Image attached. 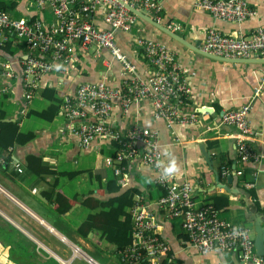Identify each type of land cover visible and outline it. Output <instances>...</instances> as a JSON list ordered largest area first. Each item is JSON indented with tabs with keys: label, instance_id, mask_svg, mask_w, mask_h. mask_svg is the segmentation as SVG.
Wrapping results in <instances>:
<instances>
[{
	"label": "crops",
	"instance_id": "crops-1",
	"mask_svg": "<svg viewBox=\"0 0 264 264\" xmlns=\"http://www.w3.org/2000/svg\"><path fill=\"white\" fill-rule=\"evenodd\" d=\"M157 2L162 7L159 23L166 28L170 23L180 24L182 30L174 33L191 47L142 19L132 33H117L118 45L138 74L147 78L154 69L134 40L142 35L168 44L184 67L192 88L186 108L198 113V122L177 125L172 133L163 120L153 116L151 103L141 102L133 104L127 114L116 106L110 125L122 131L134 126L158 131L165 170L175 161L177 170L172 175L178 183L194 186L197 208L213 205L219 219L248 228L256 254L264 264V255L256 249L259 238H263L264 247V89L253 99L259 79L264 76V61L255 55L236 59L249 61L227 63L196 51L201 50L211 29L234 38H247L256 29H264V0H248L256 14L242 23L216 19L198 9L197 0ZM35 3L36 0H0V6L15 19L33 21L42 17L51 23V12L40 13ZM92 21L102 29L108 28L103 11L94 13ZM27 54L19 39L0 48V59L11 63L19 76L11 81L12 94L0 100V264H90V259L99 264H123L119 252L131 245L132 237L130 245L121 248L101 231L86 233L79 229L91 216L103 211L86 206L84 201L107 203L131 189L138 190L137 195L156 215L159 234L167 241L174 264H243L235 252L200 254L186 244L182 219L172 217L158 204L161 191L154 183L156 173L152 168L139 161L128 164L126 182L120 185L114 168L106 163L107 158L115 156L116 146L95 142L84 149L70 132V126L78 122L71 123L60 113L66 95L87 82L105 81L115 87L122 82L125 71L109 51L102 49L98 53L96 46L78 51L76 62L67 71L57 70L42 79L43 88L30 104L25 101L21 80ZM250 102L249 118L255 133L250 142L259 159L244 162L238 155V131L223 125L221 116ZM36 112L52 118L36 116ZM2 123H18L20 143L12 142ZM29 134L34 135L30 141ZM113 182L121 187L119 193H109ZM125 211L131 216L133 232L131 207ZM120 221L124 222L125 216ZM76 249L78 254H74Z\"/></svg>",
	"mask_w": 264,
	"mask_h": 264
},
{
	"label": "built area",
	"instance_id": "built-area-1",
	"mask_svg": "<svg viewBox=\"0 0 264 264\" xmlns=\"http://www.w3.org/2000/svg\"><path fill=\"white\" fill-rule=\"evenodd\" d=\"M145 12L156 22L162 20V7L157 0H122ZM198 9L216 19L242 23L256 13L248 0H197ZM40 13L49 10L53 21L47 23L42 17L33 21L18 20L0 6V48L11 40L19 39L28 54L23 60L24 97L30 104L43 88L42 79L57 70L67 71L76 62L78 51H88L91 46L109 51L113 60L119 62L125 75L120 86L105 81L81 84L73 94L66 95L60 113L72 124L70 132L79 139L82 148L88 149L95 142L116 146L113 158H107L108 167L114 168L119 184L124 185L127 166L135 161L152 168L156 173L155 185L160 189L158 204L172 217L181 218L186 244L200 254L211 251L235 252L243 264H262L256 254L251 231L246 227L230 224L218 218L213 205L196 207L195 188L189 182L178 183L172 174H166L163 165L159 133L156 130L134 126L130 131L115 129L110 117L116 106L127 114L135 103L149 102L153 116L163 120L174 132L177 125L190 126L198 122V113L188 111L192 88L179 62L176 52L166 43L137 36L135 46L141 49L153 67L147 78L140 76L136 66L122 52L117 33H132L139 17L118 0H36ZM103 11L102 29L94 24L92 15ZM172 32L182 30L180 24L170 23ZM201 50L228 59H248L255 55L264 59V29L247 38H234L211 29ZM11 63L0 59V100L13 92L12 80L18 79ZM264 89V76L259 79L253 99ZM251 102L238 110L225 111L221 123L238 131L237 148L242 161L254 158L251 139L254 131L250 123ZM133 219L132 243L119 252L123 264H174L169 245L158 231L156 215L148 209L141 195L134 197L131 207ZM78 254V250H74ZM90 264H99L88 260ZM61 264H65L60 261Z\"/></svg>",
	"mask_w": 264,
	"mask_h": 264
},
{
	"label": "trees",
	"instance_id": "trees-1",
	"mask_svg": "<svg viewBox=\"0 0 264 264\" xmlns=\"http://www.w3.org/2000/svg\"><path fill=\"white\" fill-rule=\"evenodd\" d=\"M36 116L42 118L46 117L44 114L34 113ZM3 128L7 129V132L12 138V142L18 141L21 142L20 136H18L19 127L18 123H2ZM33 134L27 135V140L30 141L33 138ZM23 144V143H21ZM111 187L108 188L109 193H119L121 187L113 182L110 184ZM138 190L131 189L116 198L111 199L107 203H102L100 201H95L89 199L84 201L86 206L92 209H103V211L97 215L91 216L80 228V231H85L86 233L93 232L95 230L101 231L104 236H107V239L111 242L119 244V246L127 247L131 243V216L126 213L125 209L132 207L134 203V197L138 194ZM109 208V211H104V209ZM217 211V210H216ZM125 216V221L121 222L120 218ZM165 264V263H164Z\"/></svg>",
	"mask_w": 264,
	"mask_h": 264
},
{
	"label": "water",
	"instance_id": "water-1",
	"mask_svg": "<svg viewBox=\"0 0 264 264\" xmlns=\"http://www.w3.org/2000/svg\"><path fill=\"white\" fill-rule=\"evenodd\" d=\"M118 1L120 3H122V4H124L132 13L136 14L143 21H145V22L149 23L150 25L154 26L155 28L159 29L164 34L168 35L170 38L175 39L176 41L184 44L185 46L191 47V45H189L184 39L179 37L177 34H175L174 32H172L169 29H167L165 26L161 25L160 23L154 21L149 16H147L144 11L138 10V9H136V8L124 3L122 0H118ZM196 51L198 53H201L204 56H207V57H210V58H213V59H217V60H220V61H224V62H227V63H239V62H242V61H249V60H233V59H228V58H224V57L214 56V55H211V54L203 52L199 48L196 49ZM257 57H259V56H257ZM259 59H260L259 61H264V59H262L260 57H259ZM255 61H258V60H255ZM256 249H257V253L259 255H264L263 238H259L257 240Z\"/></svg>",
	"mask_w": 264,
	"mask_h": 264
},
{
	"label": "clouds",
	"instance_id": "clouds-1",
	"mask_svg": "<svg viewBox=\"0 0 264 264\" xmlns=\"http://www.w3.org/2000/svg\"><path fill=\"white\" fill-rule=\"evenodd\" d=\"M177 170L175 161H173L170 166L166 169V174H172Z\"/></svg>",
	"mask_w": 264,
	"mask_h": 264
},
{
	"label": "rangeland",
	"instance_id": "rangeland-1",
	"mask_svg": "<svg viewBox=\"0 0 264 264\" xmlns=\"http://www.w3.org/2000/svg\"><path fill=\"white\" fill-rule=\"evenodd\" d=\"M93 47L95 48V46H93ZM73 218H74V217H73ZM73 218H72V219H73ZM76 222H78V221H76Z\"/></svg>",
	"mask_w": 264,
	"mask_h": 264
}]
</instances>
